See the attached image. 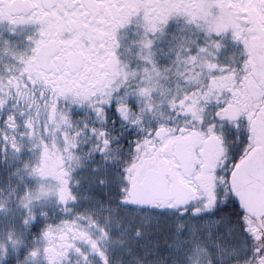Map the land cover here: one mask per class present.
Returning a JSON list of instances; mask_svg holds the SVG:
<instances>
[{
    "label": "snow or ice",
    "instance_id": "obj_1",
    "mask_svg": "<svg viewBox=\"0 0 264 264\" xmlns=\"http://www.w3.org/2000/svg\"><path fill=\"white\" fill-rule=\"evenodd\" d=\"M72 2L81 25L47 62L40 9L63 0L0 34V162L23 183L0 198V264H264V22L235 11L249 0ZM148 169L169 194L133 203Z\"/></svg>",
    "mask_w": 264,
    "mask_h": 264
},
{
    "label": "flooded vegetation",
    "instance_id": "obj_2",
    "mask_svg": "<svg viewBox=\"0 0 264 264\" xmlns=\"http://www.w3.org/2000/svg\"><path fill=\"white\" fill-rule=\"evenodd\" d=\"M40 0H4V3L7 5L5 8L0 9V34L4 37L8 36L7 28L9 22L19 23L23 25L27 23L23 19V15L27 14L31 9L37 8L39 6ZM75 3H79V0H74ZM111 5V7H109ZM74 6L72 0H63V3H58L59 11L49 12L44 11L43 8L40 9V12L43 13L44 20H54L53 23L48 24V33L46 36V43L42 46V60L48 61L49 57L54 56L55 52L58 51L62 47L68 46V38L72 35V29L80 27L82 22V17L69 14L68 8ZM101 8L104 9L105 13L108 16H118L120 13L125 11L124 8H118L113 0H105L104 3L100 5ZM235 11L238 13H246L249 16H255L257 19V23L264 22V15H262L257 7H254L252 4V0H249V6L245 8L239 7V5L235 6ZM63 13V14H61ZM97 15H99V11H97ZM246 22V21H242ZM98 24H106L108 21L104 19L103 16H100L99 19L96 20ZM174 23L172 25L171 30H173ZM84 27H88V25H83ZM100 35H106L99 30H96ZM264 32V30H262ZM13 40L12 48L23 50L25 48V41L23 36H15L11 38ZM259 37L256 38V41ZM9 59L7 54V49L5 45L0 42V63H5ZM58 60L59 57H56ZM177 151L183 154V158L186 164L191 165V151L189 147L186 146H178ZM29 153H25L24 158L27 159ZM14 167H9L7 163L0 162V197L8 196L9 192L15 188L17 185H20V191H23V183L21 182L18 176L10 175L14 171ZM143 174V182L150 177H157L160 181H162L163 173L162 170L157 169H148L142 170ZM25 181H27V176H25ZM31 183V181H27ZM142 182V183H143ZM163 183V182H162ZM162 194L168 195L167 191H164ZM165 198L157 199L155 203L161 201Z\"/></svg>",
    "mask_w": 264,
    "mask_h": 264
},
{
    "label": "water",
    "instance_id": "obj_3",
    "mask_svg": "<svg viewBox=\"0 0 264 264\" xmlns=\"http://www.w3.org/2000/svg\"><path fill=\"white\" fill-rule=\"evenodd\" d=\"M256 45L259 59L256 69L259 75L264 73V41L259 37ZM164 191H166L164 183L157 177H150L141 184V189L132 202L137 204H155L157 199L166 198L167 195L162 194Z\"/></svg>",
    "mask_w": 264,
    "mask_h": 264
},
{
    "label": "rangeland",
    "instance_id": "obj_4",
    "mask_svg": "<svg viewBox=\"0 0 264 264\" xmlns=\"http://www.w3.org/2000/svg\"><path fill=\"white\" fill-rule=\"evenodd\" d=\"M173 28H174V29H173L172 31H175L176 28H177V25H175ZM7 197H8V196H4V197H0V198H2V199H6ZM10 207H12L13 209H16V204H15V199H14V198H13V203L10 205ZM14 214H15L16 216L21 215V210L17 209V210L15 211ZM5 223H6V224H10V223H11V217L7 218V219L5 220ZM0 227H4V225L0 224ZM93 260H94V264H95V258H93Z\"/></svg>",
    "mask_w": 264,
    "mask_h": 264
}]
</instances>
